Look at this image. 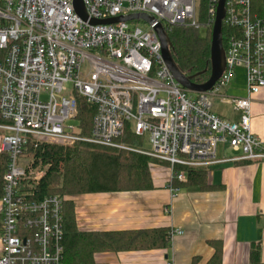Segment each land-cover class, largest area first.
I'll use <instances>...</instances> for the list:
<instances>
[{"label":"built area","instance_id":"1","mask_svg":"<svg viewBox=\"0 0 264 264\" xmlns=\"http://www.w3.org/2000/svg\"><path fill=\"white\" fill-rule=\"evenodd\" d=\"M218 1L205 0L206 18L199 21L201 0H82L87 20L75 12L73 0H0V153L8 158L0 196V264H62L63 198H36L45 172L33 167L26 153L30 144L87 142L133 150L117 141L129 128L146 136L148 149L137 152L168 164L171 182L186 181L176 166L208 170L224 162L264 161V140L251 132V103L264 94V19L250 14V0L224 1V68L202 93L174 79L153 23L90 21L145 14L166 33L178 26L202 32L212 28ZM141 21L144 28L130 25ZM237 67L245 71V95L227 96L222 90ZM77 95L95 107L89 135L76 119ZM215 97L238 119L217 114ZM219 144L234 155L218 158ZM182 234L172 228L167 237Z\"/></svg>","mask_w":264,"mask_h":264},{"label":"crops","instance_id":"2","mask_svg":"<svg viewBox=\"0 0 264 264\" xmlns=\"http://www.w3.org/2000/svg\"><path fill=\"white\" fill-rule=\"evenodd\" d=\"M244 95L245 88L241 86L232 96ZM220 104L228 109L217 110L214 105L217 114L230 120L238 119L236 111ZM251 132L264 140L262 93L255 95L251 103ZM232 155L217 154V157ZM149 169L150 189L91 192L69 197L74 206L76 227L91 232L161 228L168 232L179 228L183 234L172 239L166 237L164 247L96 252L94 264H192L194 260L197 264H207L215 251V242L221 244L222 264L248 263L254 246L259 248L264 262V161L214 165L207 171V189L178 187L170 181V168L165 164H154Z\"/></svg>","mask_w":264,"mask_h":264},{"label":"trees","instance_id":"3","mask_svg":"<svg viewBox=\"0 0 264 264\" xmlns=\"http://www.w3.org/2000/svg\"><path fill=\"white\" fill-rule=\"evenodd\" d=\"M250 14L264 19V0H250ZM205 18V0H201L199 21ZM228 30L222 24L224 49L225 35ZM206 31L205 35H201L199 30L192 27L178 26L166 33L169 52L174 63L185 76H190L195 83L205 82L210 74L211 28ZM77 96L76 119L83 134L89 135L95 107L88 104L83 97ZM117 141L136 148L142 147L143 142L129 128ZM26 153L33 159V166L47 165L44 175L35 186L36 198L39 199L49 194H59L63 198L62 264H94L93 255L100 251L143 249L166 245L168 232L163 228L132 232L78 230L73 202L69 199L71 196L82 193L150 189L152 180L148 157L133 151L115 150L91 143H77L68 147L47 143H40L36 146L30 144L27 146ZM7 160V154L0 153V196ZM174 169L184 170L186 181L179 182L173 179V184L180 187L209 188L207 169L182 166H176ZM221 258V244L215 242V251L207 264H222ZM192 264H197V262L194 260ZM246 264H264L261 261L258 247L251 248L249 261Z\"/></svg>","mask_w":264,"mask_h":264},{"label":"water","instance_id":"4","mask_svg":"<svg viewBox=\"0 0 264 264\" xmlns=\"http://www.w3.org/2000/svg\"><path fill=\"white\" fill-rule=\"evenodd\" d=\"M224 1L225 0H219L216 7V14L214 23L211 28L210 39V74L208 79L202 83L193 82L190 76H185L178 69L169 52L167 34L160 23L153 22L152 17L145 14H130L126 16L110 17L103 20L91 19L90 21L92 23L112 24L120 21H131L135 19H141L145 22L153 23V29L160 41L161 54L164 63L168 67L174 79L187 91L191 93H202L211 89L215 81L220 77L224 68V48L222 45V19L224 16ZM73 6L75 12L81 19H88L82 0H73Z\"/></svg>","mask_w":264,"mask_h":264},{"label":"rangeland","instance_id":"5","mask_svg":"<svg viewBox=\"0 0 264 264\" xmlns=\"http://www.w3.org/2000/svg\"><path fill=\"white\" fill-rule=\"evenodd\" d=\"M135 24H138V26H140L141 28H144L145 25H146L145 22H143V21H141L139 23L138 22H131L130 25H135ZM206 32H207L206 30L205 31H202V32L200 31V34L201 35H205ZM87 70H88L87 63H83L82 66H81V70H80L81 73L82 74H85L87 72ZM235 72H236V74H235L236 77H233L231 79V81L229 82L230 84H227V86L225 88H223V90H222L224 92L228 88H230V90L226 91V95L227 96H232V95L237 94V92H239L241 86H243L245 88L244 69L241 68V67H237V69L235 70ZM70 89H71V84H68L67 85V90L69 91ZM211 102H212L213 106L214 105L216 106V109L217 110H226V109H228L224 105L220 104V100H219L218 97H215L214 99H212ZM140 138L143 140L142 147L136 148V147H132V146L126 144V143L120 142L121 145H124V146H126L128 148H131L133 150H124V149H115V150L128 151V152L129 151H133V152H136L138 154H142V153L137 152L136 150H139V149H148V143H147V140H146V136H141ZM77 143H87V142H76V143H73V144H70V145L68 144V145H64V146L65 147L66 146H73V145H75ZM217 154H218V156L219 155H224V154L225 155H230V154H233L234 155L233 151H231V149L229 148V146H227V145H221V144H219L217 146ZM142 155H144V156H146V157H148L150 159L149 160V167L150 166H153L154 164H165V165L168 166V164L166 162L159 161V160H157V159H155V158H153L151 156L145 155V154H142ZM34 168H36L35 170H37V171H42L43 170L45 172L46 171V168H47V165H45V166H39L38 165V166H36Z\"/></svg>","mask_w":264,"mask_h":264},{"label":"bare ground","instance_id":"6","mask_svg":"<svg viewBox=\"0 0 264 264\" xmlns=\"http://www.w3.org/2000/svg\"><path fill=\"white\" fill-rule=\"evenodd\" d=\"M202 18V17H201ZM187 29V28H186ZM226 36V35H225ZM223 41V40H222ZM223 45V44H222ZM78 97V96H77ZM30 147V146H29ZM68 147V146H67ZM37 152V151H36ZM38 157V156H37ZM40 162H41V160H40ZM40 166V165H39ZM35 167V166H34ZM171 183V182H170ZM175 186V185H174ZM179 187V186H178ZM65 248V247H64ZM63 262V261H62Z\"/></svg>","mask_w":264,"mask_h":264}]
</instances>
